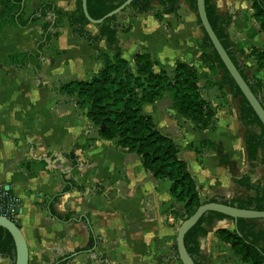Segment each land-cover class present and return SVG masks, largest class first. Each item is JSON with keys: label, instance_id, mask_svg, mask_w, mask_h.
Instances as JSON below:
<instances>
[{"label": "crops", "instance_id": "0c3cea01", "mask_svg": "<svg viewBox=\"0 0 264 264\" xmlns=\"http://www.w3.org/2000/svg\"><path fill=\"white\" fill-rule=\"evenodd\" d=\"M210 1L230 20V40L245 52L239 61L254 64L251 49L264 50V37L253 18V0ZM46 3L54 4L56 19L39 18L26 30L7 25L0 33V187L20 200L16 223L27 240L30 264H55L86 248L91 232L98 240L94 248L75 254L66 264H182L177 235L183 221L172 213L181 206L171 196V183L153 178L137 155L121 150L115 141L101 139L86 111L60 92L70 82L90 81L103 67L99 55L113 58L114 53L105 41L96 51L85 39L74 37L69 17L77 11V0H27L26 11ZM154 8L113 24L121 57L132 62L146 49L165 70L174 69L179 61L204 66L200 61L204 33L190 0H180L177 12L161 19L156 17L158 3ZM86 30L99 35L94 26ZM208 92L213 105L223 106L215 130H195L173 110L170 99L146 105L144 112L179 145V157L188 164L203 201L246 197V188L237 180L248 176L254 184L261 181L263 153L256 162L248 160L245 127L231 96L215 95L217 87ZM205 141L221 146L232 168L221 164L217 152L199 155L189 149ZM73 151L76 166L70 160ZM65 179L85 188L73 189L55 205L61 215L74 216L75 221L66 224L38 206L62 192ZM210 221L203 225L208 235L199 238L201 264H243L216 236L220 229L235 230V222ZM256 224L264 230V220ZM1 257L0 264H15Z\"/></svg>", "mask_w": 264, "mask_h": 264}, {"label": "trees", "instance_id": "16d2710c", "mask_svg": "<svg viewBox=\"0 0 264 264\" xmlns=\"http://www.w3.org/2000/svg\"><path fill=\"white\" fill-rule=\"evenodd\" d=\"M126 1L87 0L89 15L94 20H100ZM179 1L135 0L122 13L132 10L136 15L147 14L153 11L154 4L158 3L159 10L156 12V17L161 19L163 15L175 14ZM22 3L23 0H0V33L9 24L26 30L39 18L50 16V14H55V19L57 17V10L52 3L35 6L29 16L25 11L26 1L25 6ZM190 8L196 13L198 24L204 33L200 61L211 73H222L216 83L219 88H227L232 99L238 102L239 120L245 127V150L248 160L256 162L260 153L264 152V127L204 31L197 13V0H190ZM206 11L217 37L264 107V80L257 76H248L247 71L250 67L239 61L240 58L245 57V52L242 48H236L230 40L228 33L230 20L220 16L210 0H206ZM117 17L118 15L97 26L99 35L93 36L86 30V27L92 24L84 15L82 0H77V11L69 17L74 37L85 39L96 51L99 50L100 43L105 41L108 49L114 53V57L100 54L103 61L102 69L90 81H73L63 86L60 90L61 94L74 99L78 108L86 111L87 118L98 127L101 139L115 141L121 150L137 155L144 169L153 178L171 183V196L175 203L181 206L172 213L182 221L191 217L200 206L208 202H221L240 209L264 211V184H254L248 176L237 180L239 186L246 188L248 193L246 197H237L233 200L220 197L209 201L201 199L188 164L179 157V145L171 137L163 134L152 117L144 112L146 105H154L168 96L173 110L190 121L196 130H214L217 113L203 96L200 86L201 75L193 64L181 61L177 62L173 71L169 73L146 49L134 55L132 62L122 58L118 29L113 25ZM253 18L264 37L263 0H253ZM51 26L50 24L46 32ZM46 36L49 39L50 34ZM45 44L46 42L41 44L39 49L42 50ZM27 57L28 55L26 61ZM250 57L254 60L257 71H264V50L253 47ZM254 127H259L261 132L253 131ZM203 145L214 147L221 156V164L232 168V162L229 161L221 146L211 142H204ZM189 149L197 154L200 153V150L193 146ZM70 160L74 166L77 165L78 158L74 151L70 154ZM63 181L62 192L38 206L54 219L66 224L75 221L74 216L61 215L55 205L62 196L73 189L84 192L85 188L73 180ZM251 192L253 194H249ZM211 218L230 219L219 213H208L189 231L185 244L196 264H201L199 238L209 233L203 225H209ZM256 222L257 220L240 219L235 230L220 229L216 232L219 241L229 246L233 255L243 264H264V230L258 229ZM97 242V238L91 232L86 248L78 249L76 253L61 258L55 264H66L72 261L75 254L92 250ZM0 256L14 261L16 257L14 240L10 233L1 227Z\"/></svg>", "mask_w": 264, "mask_h": 264}, {"label": "water", "instance_id": "95a60500", "mask_svg": "<svg viewBox=\"0 0 264 264\" xmlns=\"http://www.w3.org/2000/svg\"><path fill=\"white\" fill-rule=\"evenodd\" d=\"M25 1L26 0H23V6H25ZM134 1L135 0H127L116 10L112 11L100 20H94L90 17L87 6V0H82V8L85 17L90 22V24L99 26L107 20L113 18L114 16H117L122 13L126 8L131 6ZM197 13L201 21V25L208 37L210 38L214 49L220 56L226 69L230 73L231 77L241 90L243 96L246 98V100L248 101V103L250 104V106L252 107L264 127V107L260 99L251 90L249 84L244 79L238 67L235 65L228 52L224 48L223 44L217 37L215 31L213 30L206 11V0H197ZM50 16L55 19V14H50ZM208 213H219L234 220L236 228L237 222L240 219L264 220V211L240 209L237 206H232L221 202H208L206 204H203L196 210V212L191 217L185 219L179 227L177 235V253L182 264H196L187 250L185 238L189 231L197 225V223L202 219L203 216ZM0 227L7 230L14 240L16 251L15 264H30L29 246L18 224L8 218L0 216Z\"/></svg>", "mask_w": 264, "mask_h": 264}, {"label": "rangeland", "instance_id": "374dc122", "mask_svg": "<svg viewBox=\"0 0 264 264\" xmlns=\"http://www.w3.org/2000/svg\"><path fill=\"white\" fill-rule=\"evenodd\" d=\"M26 4H27V0H26ZM27 10V5L25 6V11ZM128 13H125V14H123V13H120L119 15H118V17H117V19H116V21L114 22V24L116 23V22H119V20L122 18V17H126V16H132V14H133V11L131 10V11H127ZM32 14V10H29V11H26V15L27 16H29V15H31ZM91 26H94V27H96V28H98L97 26H95V25H91ZM8 28L9 29H11V30H16L15 29V26H12V25H8ZM93 28V27H92ZM155 57V56H154ZM156 58V57H155ZM157 59V58H156ZM241 62V64H245V65H248L249 67H250V70H248L247 71V74H248V76H250V77H255V76H257V77H259L260 79H262V80H264V72H259V71H257V69H256V66L254 65V64H252L251 65V61L250 60H245V61H240ZM160 63V62H159ZM161 64V63H160ZM162 66V65H161ZM204 68H206V66L204 65V66H199V67H197V70H198V72H199V74L201 75V83H200V86H201V89H202V93H203V96H204V98L206 99V100H208L209 102H210V100L209 99H211V97L209 98V90L210 89H212V88H214V87H217L218 88V90H219V93H215V95H219V97H221V98H223L224 99V97H226V96H228V95H230L229 94V91H228V89L227 88H219V86H218V83H216V82H218L219 81V79H220V77H221V75H222V73L221 72H219L218 74H213V73H211L209 70L208 71H205L204 70ZM172 70L173 69H171V70H167L169 73H171L172 72ZM221 73V74H220ZM231 96V95H230ZM166 99H170L168 96L167 97H165ZM232 98V97H231ZM163 100H165V99H163ZM233 100V99H232ZM233 104L232 105H236V107L238 108V110H239V106H238V102L237 101H234L233 100V102H232ZM210 104L212 105V107L216 110V126H215V129H217V121H218V109L220 108V107H223V106H215V105H213L211 102H210ZM214 129V130H215ZM196 130V129H195ZM252 130L254 131H256V132H261V129L259 128V127H254V128H252ZM205 142H209V141H205ZM204 143V142H203ZM203 143L198 147V149L200 150V153H199V155H203L204 153H207V152H216V149L214 148V147H212V146H204L203 145ZM212 143V142H211ZM194 148V147H193ZM263 154H262V158H261V160H262V162H264L263 161V157H264V152H262ZM260 179H261V181L259 182V183H261L262 181L264 182V171L262 170L261 171V176H260ZM262 184V183H261ZM207 201H209V200H207ZM230 248V247H229ZM232 252V251H231Z\"/></svg>", "mask_w": 264, "mask_h": 264}, {"label": "built area", "instance_id": "2783aa9c", "mask_svg": "<svg viewBox=\"0 0 264 264\" xmlns=\"http://www.w3.org/2000/svg\"><path fill=\"white\" fill-rule=\"evenodd\" d=\"M20 211V200L4 187H0V216L17 222Z\"/></svg>", "mask_w": 264, "mask_h": 264}]
</instances>
